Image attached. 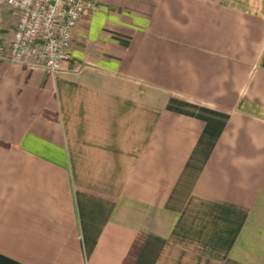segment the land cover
<instances>
[{
    "label": "crops",
    "instance_id": "obj_1",
    "mask_svg": "<svg viewBox=\"0 0 264 264\" xmlns=\"http://www.w3.org/2000/svg\"><path fill=\"white\" fill-rule=\"evenodd\" d=\"M95 5L0 60V264H264V0Z\"/></svg>",
    "mask_w": 264,
    "mask_h": 264
},
{
    "label": "built area",
    "instance_id": "obj_2",
    "mask_svg": "<svg viewBox=\"0 0 264 264\" xmlns=\"http://www.w3.org/2000/svg\"><path fill=\"white\" fill-rule=\"evenodd\" d=\"M95 6V0H0V60L67 72L73 33Z\"/></svg>",
    "mask_w": 264,
    "mask_h": 264
}]
</instances>
